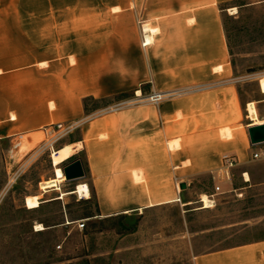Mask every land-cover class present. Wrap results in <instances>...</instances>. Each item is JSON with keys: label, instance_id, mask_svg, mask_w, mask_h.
Returning <instances> with one entry per match:
<instances>
[{"label": "rangeland", "instance_id": "obj_1", "mask_svg": "<svg viewBox=\"0 0 264 264\" xmlns=\"http://www.w3.org/2000/svg\"><path fill=\"white\" fill-rule=\"evenodd\" d=\"M235 5L236 14L224 15L234 86L214 98L205 93L207 86L164 93L120 82L121 64L132 59L120 52L119 0H0V114H6L5 121L0 119V264H195L199 255L264 239V159H253L264 144L253 146L246 131L251 103L264 120V0ZM56 13L59 58L45 54L46 47H55ZM89 78L93 85L102 80L103 94L89 95ZM154 93L166 97L154 103L149 100ZM231 94L236 101L229 100ZM164 105L188 111L166 120L167 135L175 134L168 150L186 149L198 158L208 152L206 145L218 142L222 161L227 154L237 160L236 152L240 155L230 180L189 178L186 190L177 189L184 194L181 203L128 215H99L94 189L84 180L59 195L64 199L75 190L78 198L43 207L54 196L44 195L43 202L39 196L38 210L28 208L27 199L44 192L40 184L56 178L52 154L79 138L89 122H105L118 136L121 122H136L135 113L126 111L140 107L149 117ZM29 106L41 121L37 130H26L22 119L11 122L18 118L16 111ZM226 129L233 130L232 139L223 136ZM27 142L32 146L25 150ZM118 143L111 147L116 165ZM75 160L85 166V152L75 153L62 169ZM176 172L179 176L181 170ZM204 195L213 202L207 210H201ZM80 221L86 223L83 230L76 225ZM37 225L46 231L36 232Z\"/></svg>", "mask_w": 264, "mask_h": 264}, {"label": "crops", "instance_id": "obj_2", "mask_svg": "<svg viewBox=\"0 0 264 264\" xmlns=\"http://www.w3.org/2000/svg\"><path fill=\"white\" fill-rule=\"evenodd\" d=\"M239 1L241 0H119L120 13L117 15L122 22L118 29L124 37L120 42V52L129 53L132 59V62L125 66L124 63L121 64L125 71L120 73V82L124 81L128 84L130 81L131 84H136V88L150 86L151 90L164 93L207 86L208 91L205 93H209L214 98L221 95L220 91L227 89L232 91L234 80L229 64V40L224 15H228V10L235 9V4ZM53 18L56 19L57 33L55 47H46L45 54L51 57L56 54L59 58L57 13ZM140 24L151 26L147 27L151 28L150 33L154 31L148 36L150 44L146 47L143 46L144 39L140 32L142 30L139 28ZM128 36L129 48L125 44ZM70 40H74L71 35ZM72 57L71 61L76 62V57ZM72 67L71 73L74 74L75 67ZM101 81L98 79L93 85L89 78V95L96 94V90L99 94H103L105 88L101 87ZM137 92L138 96L139 93L141 95L139 89L136 90V94ZM24 94L26 95V92ZM232 97L234 98V95H228L229 100ZM23 99L26 100L25 97ZM203 109L208 112L213 110L209 107ZM152 110L155 113H149V117L140 107L126 111V114L135 113L136 122L135 124L121 122L118 136L115 133L117 130L108 128L105 122L96 124L89 122L81 131L79 138L75 136L73 141L53 153L59 154L68 146L74 148L76 145L82 146L77 152L86 154V178L77 181L75 190L80 181L89 182V186L94 189L99 215H128L181 203L184 194L178 193L179 185L188 183L189 178L199 175H212L214 178L222 169L224 162L221 159L220 149L217 148L218 142L206 145L208 152L199 154L198 158L191 152L188 153L186 149H178L180 146L177 145L172 147V149L178 147L174 153L168 150L167 142L175 134L167 135L166 120L177 113L188 114L186 109L164 105ZM16 113L18 118L11 122H19L22 119L24 123L21 125L29 127L25 128L26 130H37L42 126L41 121L35 118L36 112L31 106ZM5 116L6 114L1 113L0 119L5 121ZM11 126L4 129L5 136H9L8 133L13 130ZM249 128L250 126L247 127V133ZM226 131H232L230 137L224 136L227 134ZM106 133L109 137L100 139L101 134ZM12 136L16 137L20 134ZM223 136L232 139L233 130L226 129ZM117 141L120 146L118 165L113 164L111 158V147ZM31 146V142H27L24 146L25 150ZM244 149L246 150L245 144L240 150ZM236 155L241 161L237 152ZM186 162H190V166L183 167L182 164ZM177 169L181 170L179 176ZM114 170L117 172L114 173ZM246 181H250L248 175ZM61 183V191L54 187L47 193L36 195L41 196V201L44 195L54 196L47 202L42 201L43 207L58 202L65 204L67 198L77 197L74 190L70 193L66 192L69 195L64 199H59L60 193L73 182ZM195 264H264V239H255L199 255Z\"/></svg>", "mask_w": 264, "mask_h": 264}, {"label": "bare ground", "instance_id": "obj_3", "mask_svg": "<svg viewBox=\"0 0 264 264\" xmlns=\"http://www.w3.org/2000/svg\"><path fill=\"white\" fill-rule=\"evenodd\" d=\"M231 11H235L233 14H236V9H233ZM147 27L148 26H145V30L149 33V35L151 33L153 34L154 31H152L150 33L151 28H147ZM137 96H138V92H137ZM139 96H140V93H139ZM140 97H142V96H140ZM248 110H249V114H250L249 118H250V120H252L250 127L264 125V121L260 119L258 111L252 103L249 106ZM226 132H227V134H225L224 136L230 137L232 131H226ZM174 145H177V144H173L171 147H173ZM81 147H82L81 145H76V148H74L73 146H68V147L64 148L59 154H56V155L53 154L52 160H53V166L55 167V173H56L57 179H52V180H48V181L41 183V188L44 192L47 193L49 191V189L54 188V187L58 191L61 190L59 184L61 182H63L66 178L64 175L62 166L65 162H67L70 158H72L75 155V153L77 152V149H79ZM39 200H40L39 196H36L33 198H28L27 199L28 208L31 210L37 209L40 205ZM201 202L204 204L203 208H201V210L210 209L212 207V204H213V202L206 195H204L201 198ZM44 231H46V229L43 225H37L36 232H44Z\"/></svg>", "mask_w": 264, "mask_h": 264}, {"label": "built area", "instance_id": "obj_4", "mask_svg": "<svg viewBox=\"0 0 264 264\" xmlns=\"http://www.w3.org/2000/svg\"><path fill=\"white\" fill-rule=\"evenodd\" d=\"M142 25V24H141ZM142 34H143V46L146 47L150 44L148 35L149 33L145 30V25H142ZM166 95L163 93H154L150 96L149 100L154 103H160L165 99ZM249 113V110H248ZM250 116V114H249ZM254 160H262L264 159V151L255 152L253 155ZM238 160L229 154L225 155L223 158V167L220 170V172L217 173V175L213 178L214 181L219 180H230L232 177V170L235 169L238 166ZM217 191L221 190V187H216ZM68 226L71 225V223L67 222ZM78 229L83 230L86 227V223L84 221L77 222ZM61 246L58 247L60 249Z\"/></svg>", "mask_w": 264, "mask_h": 264}, {"label": "water", "instance_id": "obj_5", "mask_svg": "<svg viewBox=\"0 0 264 264\" xmlns=\"http://www.w3.org/2000/svg\"><path fill=\"white\" fill-rule=\"evenodd\" d=\"M248 133L253 146L264 144V125L250 127ZM63 172L68 182H74L86 178L85 166L81 160H75L69 163L63 168ZM181 189L186 190L187 185L181 184Z\"/></svg>", "mask_w": 264, "mask_h": 264}]
</instances>
